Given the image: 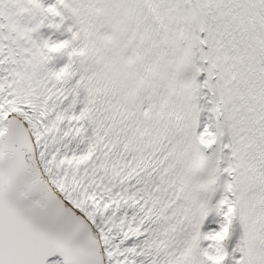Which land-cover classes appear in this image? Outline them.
<instances>
[{
    "label": "snow or ice",
    "instance_id": "6c2138e0",
    "mask_svg": "<svg viewBox=\"0 0 264 264\" xmlns=\"http://www.w3.org/2000/svg\"><path fill=\"white\" fill-rule=\"evenodd\" d=\"M0 264H264V0H0Z\"/></svg>",
    "mask_w": 264,
    "mask_h": 264
}]
</instances>
